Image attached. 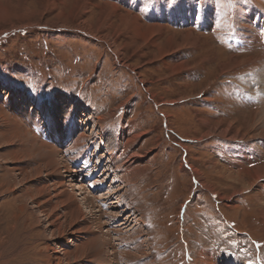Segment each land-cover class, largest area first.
Instances as JSON below:
<instances>
[{
  "label": "rangeland",
  "instance_id": "obj_1",
  "mask_svg": "<svg viewBox=\"0 0 264 264\" xmlns=\"http://www.w3.org/2000/svg\"><path fill=\"white\" fill-rule=\"evenodd\" d=\"M106 3L118 7L109 18ZM122 14L161 28L146 41L130 18L120 27ZM263 65L264 0H0L1 114L24 138L7 107L33 110L34 128L20 119L28 137L52 138L61 172L82 180L89 207L110 191L106 206L124 209L125 235L147 232L154 264L216 254L218 264H264V176L252 179L264 170ZM4 145L0 264H50L47 245L67 251L69 242L36 220L40 185L6 176ZM42 158L19 165L42 167L53 193L57 180ZM237 174L254 182L242 189L229 179Z\"/></svg>",
  "mask_w": 264,
  "mask_h": 264
},
{
  "label": "bare ground",
  "instance_id": "obj_2",
  "mask_svg": "<svg viewBox=\"0 0 264 264\" xmlns=\"http://www.w3.org/2000/svg\"><path fill=\"white\" fill-rule=\"evenodd\" d=\"M106 7L109 11L107 12L108 18L118 9L117 6L111 3L105 4L104 9L107 10ZM100 15L103 17V11L100 13ZM132 16L133 18L130 17L129 14H122L120 16V27L122 25L126 26L127 23L129 24L130 20H128V18H130L132 20V24L129 27L131 29H134V34L136 36H145L144 38H147L146 41H148L150 37L156 34L161 28V26L159 25L157 26L147 24V26H144V24H141L139 22L137 16ZM102 17L100 19H102ZM106 20L108 21V19H105V21L103 20V22L106 23ZM85 26H87L89 31L94 34V31L91 27H88V25L86 24ZM143 28H146V30H144V33H141L140 30ZM187 36H190L191 38V35L189 33H187L186 37ZM238 63V60H234L229 64L236 65ZM261 75L264 76V70L262 71ZM10 121L15 125L14 129L10 128L9 119L0 112V142L5 143L4 148L2 149L4 154L1 157L4 158V160H11L8 165H4L3 167V169L6 171V176L9 178V180L12 178L15 183L18 181L27 182L28 180H31L30 182L33 186L34 184L40 185L39 187L37 186L36 194L33 195V199L31 196L32 192L27 191V188L24 189L23 194L27 196L26 201L28 202L29 199H32L35 206L38 207L39 211L35 208V206V209L33 210L36 212V220L41 224L45 223L44 229L47 233H50L53 238H59V241L62 239L69 242L67 245L69 250L67 251L66 249L62 250L56 246L54 247V245H51L50 243L49 245H47L49 250L53 252H48L45 255L47 261L50 262V264H96V262L100 259V264H134L130 262L131 258L134 259V262L136 264H154V261H156V259L152 257L153 255L146 254L147 252L145 251L147 245L146 239L149 236L145 237L144 240H142L141 238L143 232L144 236H147V232L145 230H142V228H136V230H134L131 235H125L126 231L124 232V228L129 227L131 223H129V218L127 216L124 217L126 215L124 209H121V207L117 206L109 208L106 206V204H109L108 200L111 197L110 191L105 194L103 193L100 197L97 196L99 198L96 200L97 203L91 201V203L93 204H90L89 207L87 205V203L89 202V198L85 194L86 192L84 190V184L82 180H74L75 175L72 176L71 169L66 170L68 175L63 174V171L61 172L62 166H59V156H61L62 154H59V151L54 144H50V142L53 141L52 138L48 136L49 139L47 140L49 144L43 141L42 143L36 144L37 142L33 138L34 136H31L32 138L28 137V133L26 132L27 130L25 131L24 129H21L24 137L22 138L18 133L19 130H17L18 125H16V121ZM124 132L125 131H123V135L119 137L120 142L122 141V137H124L126 133ZM223 135L226 134L224 133ZM81 139H77L76 143L73 146L78 145V142H80ZM15 143L21 147L20 151H15L18 148L16 147L17 145ZM118 144L119 143H117V145ZM115 149H118V147L116 146ZM114 151V154L112 151V156H115L117 154V150ZM37 156H39L40 159L43 156L45 157L44 159L42 158V160H44V163H47V165L51 169H49L51 171L50 177L52 178V180L53 177H55L57 180L53 185V193L51 192V186L46 183L44 179L40 178L43 172L42 167H37L36 169L32 170H24L19 165L22 160L30 159L32 157L37 158ZM133 158H139L137 153L133 155ZM12 163L14 164V166L10 165ZM16 165H19V167ZM125 165L126 163H124V166ZM18 169L20 177L15 176L16 170ZM223 172L225 173L226 177H230L231 173L229 175L226 174L225 171ZM255 172V175L253 174L254 176L252 177V179L254 178L255 181L264 176V170H256ZM34 177H38L40 178V180H32V178ZM241 177H243L241 174H237V176H235L234 178L229 179H241L243 186L242 189L248 188L252 184V182H254V180L245 181L244 178ZM103 183L104 182H101L99 186H101ZM9 188L10 186L8 188L6 186H3L2 188L0 187V189H3L4 191L9 190ZM79 197L82 198L79 199ZM42 203L43 205H49V207H41ZM118 205L120 204L118 203ZM118 209H120V211ZM126 209L130 210L131 208L128 207ZM143 221V218L141 219L140 217H138V219L133 223H137L140 226V223H142ZM112 240H114V243L116 245L112 243ZM141 254H145V256H141ZM216 256L218 257L219 255L216 254L212 258H206V260H204L201 264H218Z\"/></svg>",
  "mask_w": 264,
  "mask_h": 264
},
{
  "label": "crops",
  "instance_id": "obj_3",
  "mask_svg": "<svg viewBox=\"0 0 264 264\" xmlns=\"http://www.w3.org/2000/svg\"><path fill=\"white\" fill-rule=\"evenodd\" d=\"M147 11H151L150 9H146V11H144L147 15H152V11L150 12V13H147ZM235 33H237V32H235ZM230 36H233L234 37V34L233 35H231L230 34ZM229 44H232V43H230L229 41H227ZM187 45H189V44H186L184 47H182V48H180L181 50L183 49V48H187V47H189V46H187ZM179 50V49H178ZM9 100V102H10V99H8ZM0 106H1V102H0ZM2 107H3V105H2ZM8 108V110L12 113V115H13V117H15L19 122H21V124H22V127H23V129L26 127L27 129H29V130H31L32 128H34V124H32L31 122H29V121H31V120H33V121H35V119H32V117H34V112H33V110H30L29 108L28 109H21V108H19V109H17V108H11V107H7ZM18 116H20L19 118H17V115ZM24 115H26V121L28 122V123H31L30 125L32 126V128H31V126H28L26 123L27 122H25V124L23 125V120H20L22 117H24ZM27 116H29V118H30V120H28L29 118H27Z\"/></svg>",
  "mask_w": 264,
  "mask_h": 264
}]
</instances>
